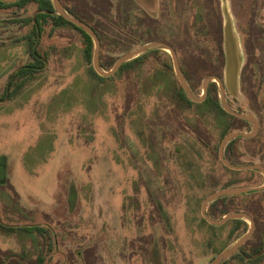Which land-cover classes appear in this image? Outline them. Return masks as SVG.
Returning a JSON list of instances; mask_svg holds the SVG:
<instances>
[{"label":"rangeland","instance_id":"1","mask_svg":"<svg viewBox=\"0 0 264 264\" xmlns=\"http://www.w3.org/2000/svg\"><path fill=\"white\" fill-rule=\"evenodd\" d=\"M134 1L143 13L160 17L161 0ZM224 1L245 65L247 38L257 35L264 50V10L254 25L248 0H218L222 47ZM61 2L109 37L111 25L117 27L119 0ZM25 9H0V264H210L238 239L230 236V225H200L190 200L197 167L209 173L216 168L213 123L210 141L182 134L186 123L193 124L191 113L177 96L173 76L158 73L165 85L148 83L152 57L138 69L144 88L133 82L126 88L124 75L99 82L85 62L83 37L72 27L50 37L44 25L38 52L48 56L45 71L17 97L3 100L9 76L32 61L29 38L38 9ZM107 49L104 60L118 55ZM195 49L190 59H180L189 72L198 60ZM167 61L160 55L157 68ZM224 67L215 61L207 70L223 79ZM203 82L196 86L198 96ZM229 102L234 110L253 113L242 93ZM250 130L251 125L241 133ZM243 161L262 164L251 154Z\"/></svg>","mask_w":264,"mask_h":264},{"label":"trees","instance_id":"2","mask_svg":"<svg viewBox=\"0 0 264 264\" xmlns=\"http://www.w3.org/2000/svg\"><path fill=\"white\" fill-rule=\"evenodd\" d=\"M248 2L251 6V22L255 25V18L258 11L260 9L264 10V0H248ZM30 4L36 5L38 9V14L34 18L35 25L33 26L31 37L29 38V55L32 61L9 76L3 90V100H12L17 97L29 82L33 81L37 75L45 71L48 56L47 54L43 55L38 52L40 45L39 38L43 34L44 25L49 26L50 37L59 29L72 27L83 37L85 62L90 66L89 71L91 75L98 79L99 82H113L116 77L124 75L123 83L126 84V88L130 82H133L137 87L142 86V88H144V86H146L145 75L148 76V83L152 82L154 85L158 82H162L163 85H165L164 82L166 79L158 73L168 76L171 75L178 88L177 96L179 100L191 113L187 119H193V124L191 123L190 125L191 128L186 123V131L183 130L182 134L188 137L194 135L196 138L198 137L197 140L200 143L201 141L204 142V139L210 141L211 130L208 127L209 123H213V125L211 124L212 128L214 127L217 129L218 137L211 141L212 146L210 147V154L216 168H211L210 170L213 171L209 173L203 166L197 167V170L193 174L197 180L191 183V186L189 185L193 188L190 200L194 202L195 211L199 214L200 225H206L213 229L215 228L210 226L199 213L202 202L211 193L228 188L261 186L259 184V181L263 180L261 173L257 171H231L224 167L218 159L219 144L224 136L232 132H243L249 129L250 124L224 112L220 106L218 87L215 83L210 85L207 99L203 103L196 104L191 102L184 93L177 78L174 76L171 59L164 51H152L142 55L124 64L114 77L102 78L96 74L93 68L94 44L92 39L84 31L58 16L50 0H20L14 4L0 2V9L4 11L14 8L23 10ZM161 6L160 17L154 18L151 15L143 13L134 0H119V3L115 6V17L112 10L114 6L111 4V14L113 18H116L113 22L117 24V27L111 25V37H109L106 32L103 33L99 31L95 25L86 20L85 17L77 14L72 8L64 7L73 17L84 21L97 33L101 40V66L107 71L112 69L121 56L129 53L133 45L142 46L150 42L160 41L166 43L177 53L180 65V59H190L189 56L192 51L190 49L196 46L197 50L195 49L194 51L197 52L198 60L196 64L192 62L193 64L191 65L194 67V71L189 72L182 65L181 68L189 87L197 94L196 86L198 84L209 76H219L218 71L212 72L207 69L212 68L215 61L220 68H222L225 63L218 0H161ZM117 22H122L123 25L121 26ZM121 32L125 33V35ZM260 33H264V31ZM258 38L257 35H254L249 39L247 38L245 42L247 63L244 65L241 73V93L246 100L251 102L252 111L256 117L259 118L260 130L256 137L252 139H237L226 146L225 158L232 165L236 166L254 164L252 161L244 163L243 159L249 154H251L253 158H260L264 166V50H262V47L258 46ZM110 47L111 53L118 55L104 60L102 51ZM162 54L168 58V61L162 63L163 69L160 70L157 66L159 63V56ZM214 56H216V58H214ZM149 57H152L150 59L152 65L148 66L142 80L139 77L140 71L138 69L147 64L145 60ZM261 105H263V107H261ZM202 136H204V138H202ZM242 144L244 145L243 147ZM187 148L190 150L189 145H187ZM178 185L179 184H176L174 187H178ZM181 186L184 185H180L179 187ZM177 196L181 197L182 195L177 194ZM242 199L248 200L245 206L241 203ZM236 212H245L249 214L255 220L256 231L246 245L223 264L263 263L264 191L244 195L242 197L222 198L210 204L207 209L208 215L212 218L223 217L227 214ZM226 225L231 226L230 236H235V239L248 231V224L244 221H231Z\"/></svg>","mask_w":264,"mask_h":264},{"label":"water","instance_id":"3","mask_svg":"<svg viewBox=\"0 0 264 264\" xmlns=\"http://www.w3.org/2000/svg\"><path fill=\"white\" fill-rule=\"evenodd\" d=\"M20 0H0L5 4H14ZM56 14L66 21L73 24L75 27L84 31L93 41L94 52H93V68L96 74L102 78L114 77L121 67L152 51H164L167 52L172 60L174 74L180 83L184 93L188 99L196 104L203 103L208 96L209 87L212 83H216L219 89V102L221 108L225 113L236 117L240 120L246 121L251 125V130L248 133L232 132L224 136L221 140L218 148V158L224 167L235 172H247L257 171L264 176V166L260 163L251 165H232L225 158L226 146L237 139H252L256 137L259 131V121L253 113H246L241 109L234 110L229 105V100H238L241 94V73L244 66L243 53L241 49L240 40L236 34L233 18L227 6V3L223 2L222 13L224 16L223 22V49L225 55V67L223 79L216 76H209L206 78L202 85V94L196 95L188 85L187 79L183 73L180 65L179 57L177 53L168 44L163 42H150L144 44L129 53L121 56L112 69L105 71L100 62L101 53V40L97 33L84 21L73 17L63 6L61 0H50ZM264 184L258 187H239V188H228L221 189L208 195L201 204L200 213L202 218L213 227H222L231 221H244L248 224V231L239 237L235 242L224 249L218 256H216L210 264H223L230 257L236 254L246 243L252 238L256 231L255 220L245 212L230 213L223 216L221 219L216 220L210 217L207 213L208 206L213 202L222 198H232L244 195H249L256 192H263Z\"/></svg>","mask_w":264,"mask_h":264}]
</instances>
